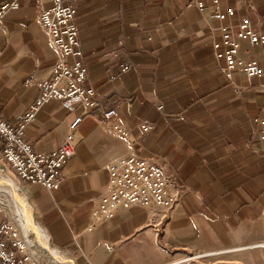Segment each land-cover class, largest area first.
I'll return each instance as SVG.
<instances>
[{
	"label": "crops",
	"instance_id": "1",
	"mask_svg": "<svg viewBox=\"0 0 264 264\" xmlns=\"http://www.w3.org/2000/svg\"><path fill=\"white\" fill-rule=\"evenodd\" d=\"M219 2L264 33V0ZM49 4L20 0L0 25V106L10 123L38 96L25 79L49 77L59 57L38 19ZM75 9L86 83L98 107L69 111L47 101L25 132L35 152L49 153L83 116L59 187L24 184L0 162L50 248L73 264H166L210 250L227 251L206 264H264V144L253 127L264 78L237 74L236 86L228 84L192 0H76ZM253 52L264 68V43ZM122 64L129 69L121 71ZM111 108V124L125 136L105 125L101 110ZM129 154L160 166L177 202L167 213L133 204L88 229L108 190V168Z\"/></svg>",
	"mask_w": 264,
	"mask_h": 264
},
{
	"label": "built area",
	"instance_id": "2",
	"mask_svg": "<svg viewBox=\"0 0 264 264\" xmlns=\"http://www.w3.org/2000/svg\"><path fill=\"white\" fill-rule=\"evenodd\" d=\"M75 1L50 0L39 14L49 45L59 50V57L49 77L39 78L32 74L25 79V85L37 88L38 96L15 123L6 120L0 106V162L12 170L17 180L24 184H40L50 191L59 187L62 168L74 155L81 139L77 128L83 116L75 117L63 143L49 153L35 152L25 140L28 125L43 104L50 100L57 101L69 111L80 106L84 110L98 107L96 90L86 83L87 69L78 38ZM192 4L212 32L211 47L216 67L228 84L236 86L234 79L237 74L247 79L264 78V68L253 54L254 49L264 43V33L255 29L247 16H238L233 6L221 7L219 0H192ZM19 5L20 0L0 2V25L7 12ZM212 22H218L217 27H213ZM128 69V64L120 66L121 71ZM260 86L264 90V83ZM101 115L112 132L126 135L124 130L111 124L117 116L114 108L101 110ZM253 127L257 131L258 142L264 144V104L253 119ZM141 129L146 132L151 126L142 125ZM0 180L12 181L6 177L3 168H0ZM168 184L169 179L160 166L134 154L120 157L108 168V190L94 208L93 221L88 229L133 204L167 213L178 200L177 194L169 192ZM17 192L19 194L18 187ZM0 212L4 214L0 222V264H65L55 260L34 234L25 231L16 204L4 184H0ZM41 248L49 258L43 257ZM225 251H188L166 264H206Z\"/></svg>",
	"mask_w": 264,
	"mask_h": 264
},
{
	"label": "bare ground",
	"instance_id": "3",
	"mask_svg": "<svg viewBox=\"0 0 264 264\" xmlns=\"http://www.w3.org/2000/svg\"><path fill=\"white\" fill-rule=\"evenodd\" d=\"M0 184H4L6 189L10 192L11 197L13 198L16 204L17 212H18L19 218L22 220V224H23L25 231L34 234L36 238L38 239L39 244L43 246V248L46 249L50 253L51 256L53 255L56 258L55 260L61 263H65V264H73L70 260L63 257V255H61V253L58 252L59 250L58 251L54 250L55 248L51 249L50 246H48L47 244L48 239L43 233L44 231H42L32 219L28 204L24 202L23 198H21L17 194V186L15 182L9 181V180L7 181L0 180Z\"/></svg>",
	"mask_w": 264,
	"mask_h": 264
},
{
	"label": "rangeland",
	"instance_id": "4",
	"mask_svg": "<svg viewBox=\"0 0 264 264\" xmlns=\"http://www.w3.org/2000/svg\"><path fill=\"white\" fill-rule=\"evenodd\" d=\"M18 194V193H17ZM35 222V221H34ZM35 224H36V222H35ZM33 239H34V237H33ZM210 251H212V250H210ZM41 253H42V255H43V257L45 256L46 258L48 257V254H47V252L44 250V249H42L41 248ZM52 257L54 258V259H56L53 255H52ZM49 258V257H48Z\"/></svg>",
	"mask_w": 264,
	"mask_h": 264
}]
</instances>
